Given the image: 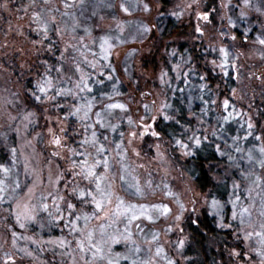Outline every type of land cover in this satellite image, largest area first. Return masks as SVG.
<instances>
[{
  "label": "clouds",
  "instance_id": "obj_1",
  "mask_svg": "<svg viewBox=\"0 0 264 264\" xmlns=\"http://www.w3.org/2000/svg\"><path fill=\"white\" fill-rule=\"evenodd\" d=\"M109 257L264 264V0H0V264Z\"/></svg>",
  "mask_w": 264,
  "mask_h": 264
},
{
  "label": "snow or ice",
  "instance_id": "obj_2",
  "mask_svg": "<svg viewBox=\"0 0 264 264\" xmlns=\"http://www.w3.org/2000/svg\"><path fill=\"white\" fill-rule=\"evenodd\" d=\"M215 203L216 202L213 201V205H215ZM97 207H100L99 203H97ZM89 243H90V246L94 249L93 255H97L98 254L100 256H103L102 247L98 246L95 243H92V233L91 232L89 233ZM61 244H63V242H61ZM80 248H81V250H83V248H84L83 242H80ZM108 264H120V262L117 259H113V258L109 257Z\"/></svg>",
  "mask_w": 264,
  "mask_h": 264
}]
</instances>
